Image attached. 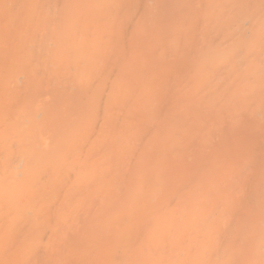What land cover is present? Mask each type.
<instances>
[{"label":"bare ground","instance_id":"obj_1","mask_svg":"<svg viewBox=\"0 0 264 264\" xmlns=\"http://www.w3.org/2000/svg\"><path fill=\"white\" fill-rule=\"evenodd\" d=\"M0 264H264V0H0Z\"/></svg>","mask_w":264,"mask_h":264}]
</instances>
